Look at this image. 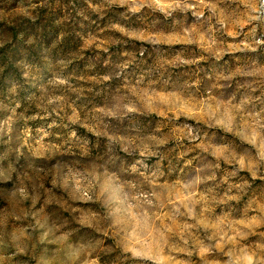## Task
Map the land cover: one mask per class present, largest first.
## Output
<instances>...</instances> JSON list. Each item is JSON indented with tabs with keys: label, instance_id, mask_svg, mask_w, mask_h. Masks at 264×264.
<instances>
[{
	"label": "rangeland",
	"instance_id": "obj_1",
	"mask_svg": "<svg viewBox=\"0 0 264 264\" xmlns=\"http://www.w3.org/2000/svg\"><path fill=\"white\" fill-rule=\"evenodd\" d=\"M0 264H264V0H0Z\"/></svg>",
	"mask_w": 264,
	"mask_h": 264
}]
</instances>
